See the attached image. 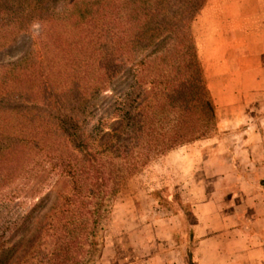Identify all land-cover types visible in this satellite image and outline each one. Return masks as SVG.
<instances>
[{
  "label": "trees",
  "instance_id": "trees-1",
  "mask_svg": "<svg viewBox=\"0 0 264 264\" xmlns=\"http://www.w3.org/2000/svg\"><path fill=\"white\" fill-rule=\"evenodd\" d=\"M96 1L78 44L61 48V18L41 19L60 63L1 71L0 264H91L126 182L218 133L191 30L207 0Z\"/></svg>",
  "mask_w": 264,
  "mask_h": 264
},
{
  "label": "rangeland",
  "instance_id": "rangeland-1",
  "mask_svg": "<svg viewBox=\"0 0 264 264\" xmlns=\"http://www.w3.org/2000/svg\"><path fill=\"white\" fill-rule=\"evenodd\" d=\"M73 2L74 0H0V80L3 76L1 71L10 64L17 65L21 59H25L19 64L22 67L24 63L37 64L50 59L60 63L62 59H58V56L53 58V55L47 57L43 49L44 37L41 34L44 24L40 22L43 17H48L50 14L57 16L56 19L61 18L63 21L61 31L56 29L54 35L58 37L62 35L61 48L65 44L72 43L70 41H75V34L81 31V29L75 30L74 21L83 22L98 4L96 0H75L74 5ZM207 3L209 0L205 5ZM244 6L247 7L249 15L257 6L259 8L262 47L264 44V0H258L256 5L248 2ZM200 12L201 10L195 17L191 30L199 60L204 69L205 47L202 48L203 41H201L203 30L198 23ZM109 22V19H105L102 23ZM67 24L70 26L64 27ZM109 25L107 26L110 27ZM65 39L66 43L63 42ZM19 70L18 66L12 73L13 76L17 75ZM111 85L109 84L108 87ZM104 94L110 96L113 93L110 88H107ZM94 124L95 121L90 120L89 126L92 127ZM235 134L238 133L218 132L216 136H234ZM201 142L189 148H182V146L172 150L177 153L186 152L190 157H194L189 159L187 168L179 169L181 163L177 160H165L163 157L167 153L155 159L141 173L126 182L114 201L102 233L100 254L91 264L227 263L224 255L227 253L228 245L218 238L220 232H216L219 223L210 222V220L198 222L191 209L192 203H201L208 198L219 203L221 213L232 212L241 217L240 226L247 232L251 247L259 243L264 246V223L257 222L264 216V208L261 206L264 205V197H255L261 201L258 208L245 206L251 201L248 197L249 193L243 195L237 191L235 182L227 184L226 178H220L221 172L225 169L222 165L225 160L218 159L214 160L215 162L206 163L208 151L204 149L200 151L199 143ZM229 153L227 154L229 159L239 157V150L236 148L230 149ZM255 163H257L256 160ZM190 164L193 166L192 169H197L196 181H194L195 177L189 174ZM262 167L261 164H250L246 169L257 170ZM207 168H212V176H203ZM203 177L207 184L205 195L193 190L196 184L203 182ZM24 203L27 207L30 199L27 198ZM236 226L239 228V222ZM232 259L235 264L246 263L242 258L232 257Z\"/></svg>",
  "mask_w": 264,
  "mask_h": 264
},
{
  "label": "crops",
  "instance_id": "crops-1",
  "mask_svg": "<svg viewBox=\"0 0 264 264\" xmlns=\"http://www.w3.org/2000/svg\"><path fill=\"white\" fill-rule=\"evenodd\" d=\"M248 2L258 4V0H209L198 16L200 29L203 30L202 48L205 47L203 72L216 106L217 131L238 133L198 142H201L200 151H208L206 163L225 160L220 178H226L227 184L235 182L237 191L243 195L249 193L251 201L245 206L258 208L261 201L256 199L257 196L264 197V44L261 47L259 8L257 6L249 15L244 6ZM198 142L182 148H189ZM233 148L239 150V157L229 159L227 154ZM163 158L179 161L181 165L178 168L182 169L187 168L189 159L194 157L186 152L171 151ZM250 164H261L263 167L246 169ZM192 167L189 174L196 181L197 169ZM212 173V168H207L203 176H212ZM195 186L194 191L203 195L207 193L204 177L203 182ZM261 206L264 208L263 204ZM191 209L198 222L210 220L219 223L216 231L220 232L218 238L228 245L225 264H235L232 257L245 260L246 263L240 264H264V246L259 243L251 247L247 232L240 226L241 217L232 212L221 213L219 203L212 198L192 203ZM258 221L264 223V216Z\"/></svg>",
  "mask_w": 264,
  "mask_h": 264
}]
</instances>
